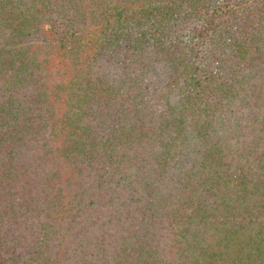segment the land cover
Instances as JSON below:
<instances>
[{"label":"trees","instance_id":"1","mask_svg":"<svg viewBox=\"0 0 264 264\" xmlns=\"http://www.w3.org/2000/svg\"><path fill=\"white\" fill-rule=\"evenodd\" d=\"M0 264H264V0H0Z\"/></svg>","mask_w":264,"mask_h":264}]
</instances>
